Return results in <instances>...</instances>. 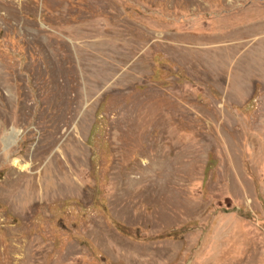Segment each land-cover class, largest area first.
Returning a JSON list of instances; mask_svg holds the SVG:
<instances>
[{"label": "rangeland", "instance_id": "1", "mask_svg": "<svg viewBox=\"0 0 264 264\" xmlns=\"http://www.w3.org/2000/svg\"><path fill=\"white\" fill-rule=\"evenodd\" d=\"M0 264H264V0H0Z\"/></svg>", "mask_w": 264, "mask_h": 264}]
</instances>
